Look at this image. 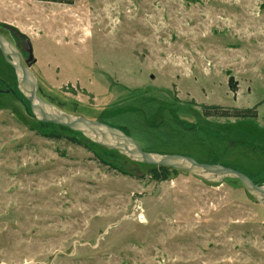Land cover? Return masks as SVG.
Segmentation results:
<instances>
[{
  "label": "rangeland",
  "instance_id": "374dc122",
  "mask_svg": "<svg viewBox=\"0 0 264 264\" xmlns=\"http://www.w3.org/2000/svg\"><path fill=\"white\" fill-rule=\"evenodd\" d=\"M0 33L25 58L31 43L40 95L64 111L264 184V0H0ZM9 88L0 264H264V203L240 181L177 170L157 182L43 125L0 52Z\"/></svg>",
  "mask_w": 264,
  "mask_h": 264
},
{
  "label": "water",
  "instance_id": "95a60500",
  "mask_svg": "<svg viewBox=\"0 0 264 264\" xmlns=\"http://www.w3.org/2000/svg\"><path fill=\"white\" fill-rule=\"evenodd\" d=\"M26 47L29 56L24 59L18 47L0 33V52L5 61L13 68L17 76L18 90L29 102L38 121L69 128L82 134L91 142L106 149L117 151L138 163L187 171L209 181L239 180L251 195L264 203V184H256L251 177L242 171L217 163H202L184 155L145 151L132 136L122 129L99 120L68 113L45 100L39 93V79L32 69L37 60L29 41L26 43ZM8 92H10L9 89H0V93Z\"/></svg>",
  "mask_w": 264,
  "mask_h": 264
},
{
  "label": "trees",
  "instance_id": "16d2710c",
  "mask_svg": "<svg viewBox=\"0 0 264 264\" xmlns=\"http://www.w3.org/2000/svg\"><path fill=\"white\" fill-rule=\"evenodd\" d=\"M10 92L8 93H11L13 92L10 88H9ZM17 94L21 95L20 92L17 90L16 91ZM39 93H40V90H39ZM22 96V95H21ZM42 96V95H41ZM23 97V96H22ZM44 98V97H43ZM45 99V98H44ZM46 100V99H45ZM48 101V100H47ZM206 117H218V116H215V115H212V114H209V113H205L204 114ZM245 117H250V116H245ZM43 125H48V126H53V123H43ZM55 125V124H54ZM58 126V125H57ZM61 127L62 129H68L66 127H63V126H59ZM123 130V129H122ZM124 131V130H123ZM82 135V134H81ZM46 137H49L51 139H56V140H61L63 138H66L65 136L59 134V133H56V132H50L48 134H45ZM87 139V138H86ZM70 141L74 142L75 144H78V145H82L81 142H79L76 138H70ZM93 143V142H92ZM95 144V143H93ZM96 145V144H95ZM171 172H177L176 169H171V168H166V167H157V166H151V177L153 180L157 181V182H162V181H166L168 180L169 176H170V173ZM239 181V180H238Z\"/></svg>",
  "mask_w": 264,
  "mask_h": 264
},
{
  "label": "flooded vegetation",
  "instance_id": "af4514ba",
  "mask_svg": "<svg viewBox=\"0 0 264 264\" xmlns=\"http://www.w3.org/2000/svg\"><path fill=\"white\" fill-rule=\"evenodd\" d=\"M19 49V48H18ZM20 50V49H19ZM21 51V50H20ZM22 53V52H21ZM22 55H23V53H22ZM23 57H24V55H23ZM24 59H26L25 57H24Z\"/></svg>",
  "mask_w": 264,
  "mask_h": 264
}]
</instances>
